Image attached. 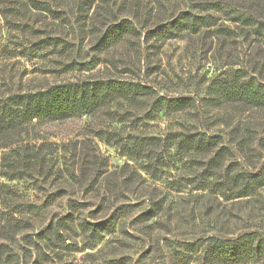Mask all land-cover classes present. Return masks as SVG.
<instances>
[{
    "label": "rangeland",
    "instance_id": "obj_1",
    "mask_svg": "<svg viewBox=\"0 0 264 264\" xmlns=\"http://www.w3.org/2000/svg\"><path fill=\"white\" fill-rule=\"evenodd\" d=\"M168 1L165 8L176 12L187 9L200 11L196 7L206 5V0ZM141 4L149 18L156 16L157 0H141ZM216 18H219L218 27H231L235 36L224 43L212 35L173 39L157 50L151 48L152 43L142 41V56L138 58L132 53L129 58L127 52L125 59L117 56V70L101 63L92 71L68 73L51 66L64 61L59 55L49 53L48 60L46 56L31 62L18 56L5 63L0 73V87L4 79H12V86L18 91H31L38 86L65 81L81 82L114 76L145 84L156 92L154 99L136 103L121 101L111 112L99 113L94 118L84 117L66 124L35 120L23 128L18 145L36 148L45 144L51 147L42 153L47 155L44 168L53 172L51 175L41 173L38 164L32 175L9 180L2 177L0 166V224L6 220L7 214L12 213L24 221V233L37 235L38 229L71 212V202L74 201L80 206L76 213H80L82 218L94 221L114 216L116 221V232L101 240L77 234L75 226L72 233L60 238L56 235L57 229H62L60 225L54 226V238L48 246L42 244L45 264H163L160 255L151 251L156 240L165 244L164 254L169 257L173 250L176 253L181 250L169 243H194L202 237L199 234L175 238L182 230L194 232L196 226L223 239L219 232L230 236L246 228H251L250 231L264 229V189L251 197L233 201H225L222 196L225 187L233 182L235 169L254 172L264 166V113L224 105L217 100L210 86L215 79H227L236 70H251L250 64L256 59L260 47L252 39L237 37L240 30L220 14H216ZM32 23L43 39L48 34L60 36L59 23L52 18L45 20L34 16ZM39 37L37 35L36 38L41 39ZM6 40L8 30L1 23L0 52L7 44ZM32 40L33 36L28 31L12 42L30 46ZM261 48L264 52V46ZM128 65L133 72L129 71ZM252 75L257 76L255 73ZM257 79L260 81L259 77ZM0 93L3 94L4 90ZM159 97L192 99L201 112L202 122L194 118L193 110L175 114L159 112L155 121L149 120L147 115L151 112L152 103ZM237 126L251 143L234 154L222 152V146L233 142V130ZM191 130L219 135L222 141L213 154L195 158L189 155L178 157L174 143L169 142V147L163 152L166 168L156 177L149 175L143 167L144 160L123 147L133 148L136 139L152 137L164 140L169 132L179 134ZM4 143L0 141V147ZM9 152L0 151V164L3 154ZM16 153L14 158L18 157ZM216 156V175L209 177L203 169L208 159ZM59 169L61 172L57 171ZM200 174L207 177L203 190H198L201 182L196 175ZM209 180L217 182L216 185H209ZM157 202L162 205V211L152 218L140 219L150 204ZM126 229L134 239L126 235ZM143 229L146 234L149 232L146 247L139 243ZM6 237L0 232V242H7ZM145 252L151 254L141 259ZM200 256L201 251L190 253L186 258L187 264H201ZM118 260L122 262L118 263ZM248 264H264V260Z\"/></svg>",
    "mask_w": 264,
    "mask_h": 264
},
{
    "label": "trees",
    "instance_id": "obj_2",
    "mask_svg": "<svg viewBox=\"0 0 264 264\" xmlns=\"http://www.w3.org/2000/svg\"><path fill=\"white\" fill-rule=\"evenodd\" d=\"M168 2L157 0L159 8L156 16L149 18L143 12L141 0H0V24L3 23L8 30L7 44L2 46L0 52V73L5 63L18 56L33 62L34 59L46 56L45 59L48 60V53L59 55L64 62L52 64L54 69L80 73L92 71L101 63L109 64L117 70L116 57L125 59L126 52L129 58L132 53L141 57L143 42L152 43L151 48L157 50L173 39L212 35L224 43L234 37L235 32L231 27H218L219 18H216V14H220L240 30L237 37L254 40L260 51L250 64L251 70H236L227 79H215L210 85L212 91L224 105L264 113V52L261 48L264 46V0H206V5L196 7L200 11L187 9L177 12L165 8V3L168 5ZM34 16L58 21L60 36L52 37L48 34L44 39L39 37L41 33L33 23L31 25ZM150 21L153 22L149 24ZM28 31L33 36L30 46L12 42ZM37 35L41 39H37ZM128 68L133 72L131 66L128 65ZM253 73L257 76L252 75ZM3 82L0 87V92L4 90L3 94L0 93V141L5 143L0 151L10 152L3 154L0 166L3 169L2 177L9 180L32 175L38 164L41 173L51 175L53 172L44 168L47 155L42 153L51 147L45 144L36 148L18 145L25 125L35 120L66 124L84 117L94 118L102 112L109 113L121 101L136 103L156 97L155 90L149 86L114 76L81 82L65 81L38 86L26 92L16 90L12 86V79H4ZM152 104L151 112L147 115L151 121H155L159 112L175 114L193 110L194 118L202 122L201 112L196 109V103L192 99L159 97ZM233 134V142L229 141L222 146V152L234 154L238 150L243 151L251 143L238 126L234 128ZM221 141L222 137L219 135L191 130L179 134L169 132L164 140L152 137L136 139L133 141V148L123 147L144 160L143 167L148 170L149 175L156 177L166 168L163 152L169 147V142L174 143V151L178 157L189 155L188 157L195 158L198 155L207 157L213 154ZM15 153L17 158H14ZM216 159L217 156L210 157L203 169V173L209 177L216 175ZM235 170L232 184L225 187L222 194L225 201L248 198L264 189V166L254 172L243 168ZM57 171L61 172V169ZM196 176H199L201 182L198 190H203L207 177L203 174ZM209 183L214 187L217 182L209 180ZM79 208L77 201L71 202V212L58 218L56 222L48 223L45 228L38 229L37 235L24 233V221L12 213L7 214L6 220L0 224V232L7 235V242H0V264H45L42 244L48 246L56 233L53 228L57 225L62 229H57L56 235L60 238L72 233L74 226L77 234L86 235L90 239L101 240L116 232L114 216L91 221L76 213ZM159 211H162V205L158 202L151 203L149 210L140 219L152 218ZM74 214L80 217L77 218ZM184 225L188 226L189 223ZM194 227V232L182 230L180 235H175L178 238L201 234L202 237H198L194 243H169L181 249L179 253L173 250L169 257L166 256L165 244H161L159 239L154 242L151 251L160 255V260H164L163 264H187V255L199 251L201 264H248L264 260V229L250 231L251 228H246L244 230H248L247 232L240 230L230 236L219 232L223 237L221 239V236H214ZM147 228L152 231L150 227ZM124 231L130 239L135 238L127 233V229ZM142 234L139 236V243L146 247L147 234L144 229ZM163 241L167 242V239ZM148 254L151 252H145L140 258L143 259ZM121 262L118 260V263Z\"/></svg>",
    "mask_w": 264,
    "mask_h": 264
}]
</instances>
